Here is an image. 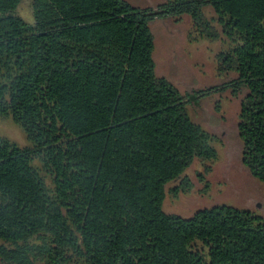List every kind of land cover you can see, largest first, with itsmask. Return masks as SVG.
<instances>
[{
	"label": "trees",
	"instance_id": "trees-1",
	"mask_svg": "<svg viewBox=\"0 0 264 264\" xmlns=\"http://www.w3.org/2000/svg\"><path fill=\"white\" fill-rule=\"evenodd\" d=\"M19 1L0 0V118L28 144L0 136V264H264L254 211L162 209L190 191L188 167L217 159L190 104L227 91L241 162L264 184V0H30V23ZM183 15L189 39L220 44L222 79L185 93L157 75L149 25Z\"/></svg>",
	"mask_w": 264,
	"mask_h": 264
},
{
	"label": "rangeland",
	"instance_id": "rangeland-1",
	"mask_svg": "<svg viewBox=\"0 0 264 264\" xmlns=\"http://www.w3.org/2000/svg\"><path fill=\"white\" fill-rule=\"evenodd\" d=\"M125 1L134 7L146 8L156 7L165 0ZM15 13L26 22H32L30 0H20ZM149 25L154 38L153 59L157 75L167 78L182 93L221 82L214 73L213 63V55L220 44L189 39L187 32L191 21L188 16L157 18ZM217 104L218 110L215 109ZM189 112L193 121L219 137L215 144L217 159L206 174L202 162L195 161L188 167L190 191L177 197L168 194L162 209L187 217L196 209L226 204L252 210L264 220V184L241 162V143L236 129L238 99L232 98L228 91L211 95L200 99L198 104H190ZM0 136L19 147L28 144L23 130L10 117L0 118ZM33 164L37 165V162L33 161ZM198 172L204 174L202 179L197 176ZM193 250L200 251L203 256L206 254V248L200 242L193 244Z\"/></svg>",
	"mask_w": 264,
	"mask_h": 264
}]
</instances>
